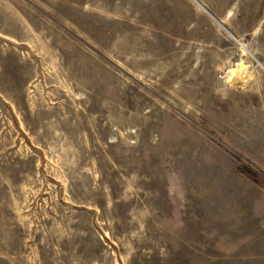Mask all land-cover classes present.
<instances>
[{"label":"rangeland","instance_id":"rangeland-1","mask_svg":"<svg viewBox=\"0 0 264 264\" xmlns=\"http://www.w3.org/2000/svg\"><path fill=\"white\" fill-rule=\"evenodd\" d=\"M0 264H264V0H0Z\"/></svg>","mask_w":264,"mask_h":264},{"label":"bare ground","instance_id":"bare-ground-1","mask_svg":"<svg viewBox=\"0 0 264 264\" xmlns=\"http://www.w3.org/2000/svg\"><path fill=\"white\" fill-rule=\"evenodd\" d=\"M243 68H245V67H243L242 61H239L237 66H234V67L230 68L229 69V78H230V80L232 78H234L236 75H238L243 70Z\"/></svg>","mask_w":264,"mask_h":264},{"label":"crops","instance_id":"crops-1","mask_svg":"<svg viewBox=\"0 0 264 264\" xmlns=\"http://www.w3.org/2000/svg\"><path fill=\"white\" fill-rule=\"evenodd\" d=\"M214 17V16H213ZM215 18V17H214ZM217 21H220L219 19L215 18ZM221 22V21H220ZM222 23V22H221ZM220 24V23H219ZM223 24V23H222ZM221 25V24H220ZM224 25V24H223ZM222 26V25H221ZM225 28V27H224Z\"/></svg>","mask_w":264,"mask_h":264},{"label":"water","instance_id":"water-1","mask_svg":"<svg viewBox=\"0 0 264 264\" xmlns=\"http://www.w3.org/2000/svg\"><path fill=\"white\" fill-rule=\"evenodd\" d=\"M223 27H225L220 21H218Z\"/></svg>","mask_w":264,"mask_h":264},{"label":"trees","instance_id":"trees-1","mask_svg":"<svg viewBox=\"0 0 264 264\" xmlns=\"http://www.w3.org/2000/svg\"><path fill=\"white\" fill-rule=\"evenodd\" d=\"M248 173V172H247ZM248 175H250L249 173H248Z\"/></svg>","mask_w":264,"mask_h":264},{"label":"built area","instance_id":"built-area-1","mask_svg":"<svg viewBox=\"0 0 264 264\" xmlns=\"http://www.w3.org/2000/svg\"><path fill=\"white\" fill-rule=\"evenodd\" d=\"M227 71H228V69H227Z\"/></svg>","mask_w":264,"mask_h":264}]
</instances>
